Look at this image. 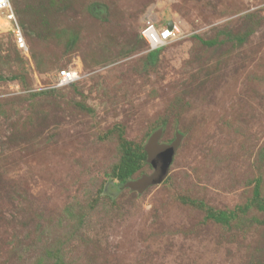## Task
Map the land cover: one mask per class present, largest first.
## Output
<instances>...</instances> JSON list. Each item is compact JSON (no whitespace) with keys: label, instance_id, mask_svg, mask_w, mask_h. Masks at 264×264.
I'll return each instance as SVG.
<instances>
[{"label":"rangeland","instance_id":"obj_1","mask_svg":"<svg viewBox=\"0 0 264 264\" xmlns=\"http://www.w3.org/2000/svg\"><path fill=\"white\" fill-rule=\"evenodd\" d=\"M9 4L0 264H264V0ZM155 17L181 33L151 59ZM63 68L78 78L57 86ZM178 135L160 182L136 186L147 161L117 184L124 141L154 157Z\"/></svg>","mask_w":264,"mask_h":264},{"label":"trees","instance_id":"obj_2","mask_svg":"<svg viewBox=\"0 0 264 264\" xmlns=\"http://www.w3.org/2000/svg\"><path fill=\"white\" fill-rule=\"evenodd\" d=\"M164 25L165 24H161V25H159V27L162 28V27H164ZM140 37H141V35H140ZM142 40H144V39L142 38ZM145 43H146V41H145ZM147 47H148V44H147ZM157 49L158 48L153 49V50H149L148 51V57L151 59H154ZM147 161H149L148 160V154H147V151L145 150L144 146L131 144L127 141H124L123 142V148H122V155H121L120 163L117 167V173H116V176L118 178L117 184L121 185V184L126 183L130 179L133 172L137 168H139V166L141 164H143L144 162H147ZM254 195H255V199L258 203V205H257L258 208H260L261 210L262 209L264 210V204L259 199L258 190L256 188L254 191ZM196 203L198 206L203 207L206 210L208 216L214 218L217 221L224 222V223H227L231 218H234L236 216L235 210H238L240 208V207H238L236 209L228 211V210H222V209H213V208L205 205L201 201H198ZM240 209H242V208H240Z\"/></svg>","mask_w":264,"mask_h":264},{"label":"built area","instance_id":"obj_3","mask_svg":"<svg viewBox=\"0 0 264 264\" xmlns=\"http://www.w3.org/2000/svg\"><path fill=\"white\" fill-rule=\"evenodd\" d=\"M0 11H6L7 18H13L8 0H0ZM156 24L157 22L154 21L153 18H146L140 30V35L148 44L149 50L165 46L169 42L177 39L181 33L178 23L173 22L171 28H168L166 25L161 28L156 26ZM17 43L19 46H22V38L17 37ZM76 78H78V73L75 69L63 68L57 71L55 84L57 86L69 85L73 83Z\"/></svg>","mask_w":264,"mask_h":264},{"label":"water","instance_id":"obj_4","mask_svg":"<svg viewBox=\"0 0 264 264\" xmlns=\"http://www.w3.org/2000/svg\"><path fill=\"white\" fill-rule=\"evenodd\" d=\"M166 26L168 28H171L172 23L169 22L166 24ZM178 141H179V135L171 144L165 145V146H159V148L157 146L155 149L157 148L158 149L156 150V154L154 155V157L151 153L147 152L148 160L153 165L154 171L151 174L143 175L136 182V186L138 184L137 186L138 188H143L146 185L151 184V183L160 182L165 177L168 171V166H169L172 154L174 152L176 145L178 144ZM155 158L158 159V163H155Z\"/></svg>","mask_w":264,"mask_h":264},{"label":"clouds","instance_id":"obj_5","mask_svg":"<svg viewBox=\"0 0 264 264\" xmlns=\"http://www.w3.org/2000/svg\"><path fill=\"white\" fill-rule=\"evenodd\" d=\"M9 1V0H8ZM13 13V12H12ZM4 16L6 17V20H7V23L8 24H11V23H13L14 22V18H16L15 17V15L13 14V18L12 19H9V18H7V16H6V12L4 13ZM177 23L176 21H174V20H170V23ZM166 25V24H165Z\"/></svg>","mask_w":264,"mask_h":264},{"label":"crops","instance_id":"obj_6","mask_svg":"<svg viewBox=\"0 0 264 264\" xmlns=\"http://www.w3.org/2000/svg\"><path fill=\"white\" fill-rule=\"evenodd\" d=\"M154 21H156L157 20V18L155 17L154 19H153ZM170 20L171 19H168V20H166L163 24H167V23H169L170 22ZM157 23H158V21H156ZM161 25V24H160Z\"/></svg>","mask_w":264,"mask_h":264}]
</instances>
